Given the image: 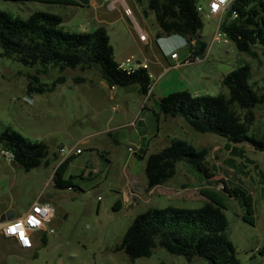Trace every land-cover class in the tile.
Here are the masks:
<instances>
[{
    "label": "rangeland",
    "instance_id": "1",
    "mask_svg": "<svg viewBox=\"0 0 264 264\" xmlns=\"http://www.w3.org/2000/svg\"><path fill=\"white\" fill-rule=\"evenodd\" d=\"M77 1L79 5L0 0V9L25 18L38 10L57 13L63 17L65 29L77 32L105 26L119 62L131 55L135 61L136 56L146 52L154 57L158 41L155 18L152 12H144L146 0ZM199 1L206 6V0ZM203 23L201 37L212 47L210 57L187 69L170 72L156 84L159 72L153 71L156 65L152 63L155 94L148 104L159 106L155 97L165 90L170 93L189 87L209 95L227 91L221 82L223 75L242 63L251 65V80L264 93V57L260 48H255L257 55L241 53L231 41L215 40L218 18L203 14ZM140 29L149 34L148 41L140 39ZM173 51L183 56L180 48ZM37 65L28 66L15 58L0 56V132L12 126L27 137L45 141L58 152L63 146L65 151L61 155H68V149L80 148L82 152L75 154L66 176H76L81 189L54 190L49 184V168L0 169V212L9 206H14L16 212H25L46 190L43 199L55 207L49 224L54 232L40 233L32 249L24 250L15 241L0 239V264H204L200 258L189 262L162 246H157L149 257L134 259L116 249L137 214L152 206L201 207L207 200L203 189L225 197L228 233L239 264H264V150L248 143L229 142L218 134L199 132L180 117L170 118L168 123L163 118L158 122L151 110L140 109L144 96L133 86L111 89L95 70L60 71L58 66L48 65L41 74L42 82L51 84L60 75H65V82L58 83L53 90L29 94L28 75L42 68V64ZM203 74L208 79L198 80ZM80 75L87 80L79 84L74 78ZM115 92L120 93L118 99L112 98ZM255 112L250 133L264 137V103L258 104ZM129 120H133V127L127 126ZM175 137L187 139L197 148H209L206 163L214 176L207 178L186 162H180L175 177L161 186L148 188L146 158L141 156L167 146ZM6 158L11 160L0 151V161L6 163ZM223 180L253 194L255 225L243 220V205L224 192ZM139 187H143L142 191ZM97 190L100 194L95 195ZM124 191L131 203L117 210L114 205L123 198Z\"/></svg>",
    "mask_w": 264,
    "mask_h": 264
},
{
    "label": "trees",
    "instance_id": "2",
    "mask_svg": "<svg viewBox=\"0 0 264 264\" xmlns=\"http://www.w3.org/2000/svg\"><path fill=\"white\" fill-rule=\"evenodd\" d=\"M35 1L80 4L77 0ZM198 2L146 0L143 4L146 14H154L155 37L182 36L189 45L190 58L204 56L207 49V43L201 39L204 23ZM62 23L61 15L49 11H34L25 18L0 9V56L15 58L28 66L42 64L36 73L28 75L29 94L50 91L58 83L65 82V75L58 76L51 84L42 82L41 74L49 65L58 66L60 71L68 68L95 70L111 88L137 86L141 95H150L153 77L149 69L142 65L131 69L123 67L115 58L105 26L77 32L65 29ZM219 28L239 52L257 55L255 48L258 47L264 57V0H232ZM74 79L80 84L87 77L80 75ZM251 79V65L242 63L222 78L227 92L217 95L195 94L188 89L170 92L159 100V111L155 112L157 121L163 117H182L199 132L218 134L229 142L248 143L263 151L264 137L251 134L250 130L256 120V106L264 103V93L258 91ZM0 151L12 153V160L27 171L41 165L49 166L58 159L57 153L51 156L48 143L27 137L12 126L0 132ZM209 153L207 147L197 148L187 139L173 138L170 144L146 156L148 188L165 184L175 177L180 162H186L205 177L212 178L214 174L206 163ZM73 157L65 158L55 170V188L81 189L76 176H66ZM223 182L224 192L241 201L243 220L255 225L253 194L239 185ZM201 192L207 199L201 207L152 206L137 214L116 249L134 259L149 257L157 246H162L173 254L184 256L189 262L200 258L204 264H239L236 247L228 233L225 197L213 190L203 189ZM121 202L118 199L114 208L120 209ZM42 239L47 242L45 235Z\"/></svg>",
    "mask_w": 264,
    "mask_h": 264
},
{
    "label": "crops",
    "instance_id": "3",
    "mask_svg": "<svg viewBox=\"0 0 264 264\" xmlns=\"http://www.w3.org/2000/svg\"><path fill=\"white\" fill-rule=\"evenodd\" d=\"M129 10L131 12V9H129ZM141 31L144 32V33H146L147 35H149L146 31H143V30L140 29V32ZM140 32H139V37H140ZM201 39H202V37H201ZM157 40L158 41H156V47L153 50L154 51V57H152V56L149 57L147 55V52H146L145 54L144 53L141 54V57H143V58H141L139 56H136L138 58H136L135 61H134L132 58L135 57V56L131 55L130 57H127L126 60L131 58L132 59V63H131V65L126 66V68H133L134 65H135V63H138V64H140V63L146 64L147 65V68L149 69V71H150V73H151V75L153 77L154 75H153V73L151 72L150 69H151V66L153 65L152 63H155L154 65H156V67L153 66L154 67L153 68V71L154 72H159V75L156 77V80H155V84H156L157 81H158V79L163 78L162 76H166L170 72H173V71H176V70L181 71V70L187 69V68H189L190 65H192L194 63H197V61L190 60V49H189V45L187 44V41L185 40V38H183L182 36H179V35L164 36V37L159 38ZM175 47L180 48V50L183 52V56H181L180 54H178L177 52H175V53H177V58H172L171 57V53H174L173 50L175 49ZM211 49H212V47L211 48H210V46L208 47V44H207L206 52H205L204 56H201L202 57V61H205V60H207L210 57V55H211ZM114 55H115V53H114ZM125 61L120 62L121 65ZM202 61H200V62H202ZM225 75L226 74H224L223 77ZM207 77H208L207 75L203 74L202 76H199L198 77V80H204L205 81V80L208 79ZM103 82L106 83L104 80H103ZM221 82H222V79H221ZM106 85L108 86L107 83H106ZM189 85H191V84H189ZM116 88L117 87H112L111 89H116ZM133 89L136 90L137 93H139L137 86H133ZM185 89L190 90L189 87L188 88H185ZM182 90H184V89H182ZM167 91L168 90H165V91L160 92L159 95H157V97H155V100L157 99V101H159L160 98H162L163 96L167 95L166 94V93H168ZM190 91H192V90H190ZM192 92L195 93V94H201V91H199L197 89H195V91H192ZM223 92H227V91H223ZM154 94L155 93H154V89H153V85H152V88H151V91H150V95L149 96H144V98H143V100H142V102L140 104L141 105V108H140L141 110H144V109L151 110L154 114H155V112H158L159 111V106L157 104L150 105V104L147 103V101H149V99ZM119 96H120V93L119 92H117V93L115 92V94L112 95V98L118 99ZM123 97H125V96H123ZM155 105L158 106V108H156ZM170 118H172V120H173V119L178 118V117H175V118L174 117H163V121L168 123V122H170L169 120H171ZM180 118H182V117H180ZM132 121L133 120H129L128 123H127V126L131 127L132 124H133ZM110 128H108L109 132L111 131ZM113 129H116V128H113ZM63 148H64L63 146L60 147V152H58L56 149H52L50 147L51 156H53L54 153H57L58 154V159L55 160V161H52L49 166H44V165L39 166V167L49 168V169L52 170L51 177H50V183L49 184L52 185V187L54 188V190H60V189L55 188V186H54V180H53V176H54L55 170L57 169V167L59 166V164L65 158H67L68 156H70V155L75 156V154L80 153V152L74 151L73 153H68V155H61V153L63 152L61 149H63ZM81 152H82V150H81ZM146 155H147V153H146ZM146 155H142L141 158L144 160L146 158ZM6 160H7L6 163H2L0 161V169H12L14 167H20L18 164H17V166H14L11 163L12 160H9L7 158H6ZM146 184H147V181H146ZM159 186H161V185H159ZM156 187H158V186H156ZM139 188L142 191L143 187H139ZM65 190H70V189H65ZM46 191L44 193L40 194L39 197L37 198V200L49 202V201L43 199L44 196H45V194H46ZM98 194H100V190H97L96 193H95V195H98ZM37 200H35L34 202H36ZM121 200H122V202L120 204L121 208L124 207V206H126L127 205V202L128 203H131V200L129 199V195L125 191L123 192V198ZM32 204H30V206L28 207V209L25 212H20V211H17L16 212V208L14 206L5 207L2 210V212H0V219H1V217L3 215H5L7 212H9L12 209L14 211V216L13 217L21 216V215L25 214L29 210V208L31 207ZM40 233H42V232H40ZM40 233H38L34 237V245H35V242H37L38 236L40 235ZM1 238L2 237H0V239Z\"/></svg>",
    "mask_w": 264,
    "mask_h": 264
},
{
    "label": "built area",
    "instance_id": "4",
    "mask_svg": "<svg viewBox=\"0 0 264 264\" xmlns=\"http://www.w3.org/2000/svg\"><path fill=\"white\" fill-rule=\"evenodd\" d=\"M232 0H206V6H203L200 1L198 2V10L202 14H210L213 17L218 18L219 25L218 31L215 34V40L229 43L230 39L220 31V23L223 18V14ZM130 13V10H127ZM148 35L144 32H140V39L147 41ZM172 58H177V53H171ZM190 60L200 62L202 57L199 55L193 56ZM132 59H127L122 63L123 67L131 65ZM142 65L147 67L146 64L135 63L134 67ZM133 67V68H134ZM131 69V68H129ZM65 151V148L61 149ZM73 149H68V153H73ZM76 152H81V149H76ZM3 156H8L11 160L13 154L10 152L2 151ZM55 216V207L52 203L37 200L34 202L29 210L17 217H13L9 220L1 221L0 219V237L13 240L17 245L24 249H32L34 247V237L40 232H54L53 229H49V224Z\"/></svg>",
    "mask_w": 264,
    "mask_h": 264
},
{
    "label": "water",
    "instance_id": "5",
    "mask_svg": "<svg viewBox=\"0 0 264 264\" xmlns=\"http://www.w3.org/2000/svg\"><path fill=\"white\" fill-rule=\"evenodd\" d=\"M200 42L198 41V44H199ZM4 157H6L5 155H4ZM14 166H17V163L14 161V160H12V162H11ZM13 216H14V211H13V209L12 210H10L9 212H7L5 215H3L2 217H1V221H5V220H9V219H11V218H13Z\"/></svg>",
    "mask_w": 264,
    "mask_h": 264
}]
</instances>
